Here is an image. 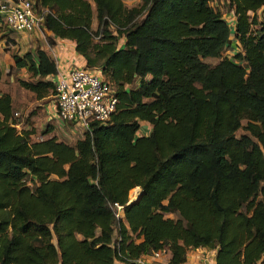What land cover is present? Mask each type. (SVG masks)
<instances>
[{
	"label": "trees",
	"instance_id": "obj_1",
	"mask_svg": "<svg viewBox=\"0 0 264 264\" xmlns=\"http://www.w3.org/2000/svg\"><path fill=\"white\" fill-rule=\"evenodd\" d=\"M32 1L41 28L73 40L116 103L69 143L30 139L0 92V264H137L154 250L178 264L200 246L214 264L263 259L264 0ZM231 32L239 49L222 54ZM11 58L30 73L21 87L54 93L50 50ZM137 186L115 217L112 202Z\"/></svg>",
	"mask_w": 264,
	"mask_h": 264
},
{
	"label": "built area",
	"instance_id": "obj_2",
	"mask_svg": "<svg viewBox=\"0 0 264 264\" xmlns=\"http://www.w3.org/2000/svg\"><path fill=\"white\" fill-rule=\"evenodd\" d=\"M0 19L12 32H30L41 28V13L35 10L32 0H0ZM53 82L55 115L78 134L89 130L93 121L106 122L114 110L116 96L113 86L98 69L72 66L65 74L55 73ZM13 115L17 116L18 112L13 111ZM128 202V193L123 204L112 202L115 217H122L123 206ZM160 252L154 250L151 255L158 256ZM136 263L146 264L141 256Z\"/></svg>",
	"mask_w": 264,
	"mask_h": 264
},
{
	"label": "rangeland",
	"instance_id": "obj_3",
	"mask_svg": "<svg viewBox=\"0 0 264 264\" xmlns=\"http://www.w3.org/2000/svg\"><path fill=\"white\" fill-rule=\"evenodd\" d=\"M92 10H93V5ZM91 26H95V16L94 10L92 13ZM35 33L26 32L25 36H20L15 34V32L10 31L2 23H0V92L6 91L10 94L12 110L17 111L19 114L18 129H31L32 133L29 135L30 139H38L46 135L54 134L57 138L65 140L72 143L75 137L78 135L74 128H71L64 122H57L53 116V97L52 95H47L42 98H35L33 93L18 84V79H29L30 73L24 68L15 69L12 67V53L22 54L26 50H34L40 45L43 49L49 50L47 45H50L48 37L51 39L50 35L47 34L45 29L38 28ZM22 38V39H21ZM21 39V41H20ZM122 42V36L118 38L117 43ZM42 48V47H40ZM222 54L229 55L223 51ZM210 63H214L217 58L207 57L205 59ZM137 78H135L134 83H136ZM244 123V119L241 120V124ZM149 125L147 122L143 125V128L139 127L136 133L145 134L147 133L146 126ZM43 130H48L43 134ZM245 130L242 127L235 129L234 134L239 135L244 133ZM31 185V182L28 181ZM138 188L131 189L129 191V199L132 193L137 191ZM138 195V193H137ZM137 196L133 199L135 200ZM132 200V201H133Z\"/></svg>",
	"mask_w": 264,
	"mask_h": 264
},
{
	"label": "crops",
	"instance_id": "obj_4",
	"mask_svg": "<svg viewBox=\"0 0 264 264\" xmlns=\"http://www.w3.org/2000/svg\"><path fill=\"white\" fill-rule=\"evenodd\" d=\"M122 1L125 5L130 6V5L135 4L138 0H122ZM222 1L223 0H220V2ZM261 11H264V5H261L260 7H258L257 13H260ZM223 15L226 17V19L228 20L229 24H231V27H232L233 19H234L232 10L229 9L228 11H224ZM35 30L36 29L32 30L31 32L35 33L36 32ZM45 31L47 32L48 35H50L53 41L52 45H47V46H48V49L50 50L51 55L54 58L56 69H57L56 73L65 74L69 70V68H71L72 66H83L84 65L83 57L74 50L73 40L67 39V38H59V37L53 36L50 31L48 30H45ZM15 34L20 35L22 37L26 35V32H15ZM229 39H230V45L226 47L224 51H226V53L228 52L231 54L232 52L238 50L239 46L237 45L232 32L229 34ZM40 47L43 48L42 45H40ZM53 116L55 117L57 122L63 123V121H61L60 119L56 117L54 106H53ZM145 122L146 121L139 120L138 121L139 127L141 128L142 126L143 128V125L145 124ZM17 127H19V124ZM146 128H147L146 131H148L149 125H147ZM137 134H140V132ZM214 252H215L214 249H208L203 246L189 248L186 251L184 261L178 264H214ZM141 257L143 258V261L146 264H166L168 257H169V252L167 250H161L158 256H153L151 254H145V255H141ZM255 264H264V258L257 261Z\"/></svg>",
	"mask_w": 264,
	"mask_h": 264
},
{
	"label": "bare ground",
	"instance_id": "obj_5",
	"mask_svg": "<svg viewBox=\"0 0 264 264\" xmlns=\"http://www.w3.org/2000/svg\"><path fill=\"white\" fill-rule=\"evenodd\" d=\"M136 188H138V186L136 187ZM133 189V188H132ZM137 193H138V189H137V191L135 192H133L132 193V196L130 197V199H129V194H128V201L129 202H131L136 196H137ZM133 198V199H132Z\"/></svg>",
	"mask_w": 264,
	"mask_h": 264
},
{
	"label": "water",
	"instance_id": "obj_6",
	"mask_svg": "<svg viewBox=\"0 0 264 264\" xmlns=\"http://www.w3.org/2000/svg\"><path fill=\"white\" fill-rule=\"evenodd\" d=\"M139 193H140V192L138 191V195H137V197L139 196ZM136 199H137V198H136ZM128 203H129V202H128Z\"/></svg>",
	"mask_w": 264,
	"mask_h": 264
}]
</instances>
